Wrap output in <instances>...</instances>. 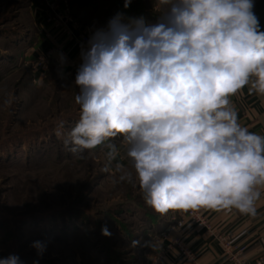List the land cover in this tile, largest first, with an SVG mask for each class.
Segmentation results:
<instances>
[{"label": "clouds", "instance_id": "clouds-1", "mask_svg": "<svg viewBox=\"0 0 264 264\" xmlns=\"http://www.w3.org/2000/svg\"><path fill=\"white\" fill-rule=\"evenodd\" d=\"M155 7L156 22L117 13L82 45L74 80L80 115L64 147L82 159L108 142L110 171L119 154L110 141L121 137L146 204L160 214L203 208L255 216L264 135L242 126L230 101L246 86L264 96L254 0H155ZM116 171L133 182L124 165ZM102 234L111 235L107 227ZM50 242H32L38 258ZM0 264L23 261L12 253Z\"/></svg>", "mask_w": 264, "mask_h": 264}, {"label": "rangeland", "instance_id": "rangeland-1", "mask_svg": "<svg viewBox=\"0 0 264 264\" xmlns=\"http://www.w3.org/2000/svg\"><path fill=\"white\" fill-rule=\"evenodd\" d=\"M67 3L74 19L95 29L117 13L125 17L154 5L153 0H132L127 9L124 0ZM28 5L29 0H0V258L15 253L23 264H143L140 252L150 223L165 214L146 204L130 161L122 165L133 172L132 183L119 180L115 160L104 171L108 142L85 151L82 159L64 147L80 115L77 69L67 74L52 62L43 75L35 71ZM254 5L261 24L264 0ZM103 227L110 236L102 234ZM46 239L51 242L38 258L31 244Z\"/></svg>", "mask_w": 264, "mask_h": 264}, {"label": "crops", "instance_id": "crops-1", "mask_svg": "<svg viewBox=\"0 0 264 264\" xmlns=\"http://www.w3.org/2000/svg\"><path fill=\"white\" fill-rule=\"evenodd\" d=\"M55 1L29 0L28 7L34 21L35 39L29 44L32 58L65 39L64 35L47 21L50 12L48 4ZM153 1L154 16L150 23L156 22L158 15L155 0ZM62 8L60 4V9ZM68 44L71 57L80 61L83 44L74 42ZM230 101L243 126L251 132L264 135V96L254 92L250 94L246 86L230 97ZM117 148L119 154L115 161L118 164H122L124 160L130 161L126 156V146L122 139ZM203 214L208 220V225L192 221L181 210H170L162 216L147 235V246L140 252L142 263L149 264L154 255L165 252L166 258L162 264H236L225 252L220 240L226 232L231 233L235 245L247 247L243 253L247 263H252L264 250V191L257 201L255 216L241 214L235 209L232 211L203 209ZM177 239L181 240L188 253L180 250L175 242Z\"/></svg>", "mask_w": 264, "mask_h": 264}, {"label": "built area", "instance_id": "built-area-1", "mask_svg": "<svg viewBox=\"0 0 264 264\" xmlns=\"http://www.w3.org/2000/svg\"><path fill=\"white\" fill-rule=\"evenodd\" d=\"M61 2V3H60ZM60 4L63 8L60 9ZM50 12L47 17V21L52 23L55 29L64 35L63 40L60 43L50 47L44 53L37 56L34 62V69L43 75L49 65L55 62L62 71L67 74L73 72L78 68L81 60L72 58L69 51V42L85 44L89 36L92 34V30L88 25H82L77 19L73 18V13L70 11L67 0H56L55 2L48 4ZM239 123H241L238 117ZM186 214L192 221L199 224L208 225V220L203 214V208L199 210L181 211ZM221 243L225 252L235 260L236 264H264V250L254 258L252 263H247L243 258V253L247 249L246 246H238L233 243L232 235L230 232H226L220 237ZM176 244L180 247L183 253H188V249L182 244L181 240H175ZM166 258L165 252L158 253L153 256L149 264H162Z\"/></svg>", "mask_w": 264, "mask_h": 264}, {"label": "trees", "instance_id": "trees-1", "mask_svg": "<svg viewBox=\"0 0 264 264\" xmlns=\"http://www.w3.org/2000/svg\"><path fill=\"white\" fill-rule=\"evenodd\" d=\"M136 14V15H135ZM127 16V18H137V17H143L146 21V23H150V21L152 20L153 16H154V13H153V9H142V8H139L138 12L134 11L132 13H128V15H125V17ZM134 16V17H132ZM80 22L84 25H91V23L89 22H86L83 20H80ZM91 27L93 28V31L95 30V27H93L91 25ZM260 28H261V31H264V20L262 21V23L260 24ZM118 145V144H117ZM105 150L108 151V148H107V145L105 146ZM159 220V219H158ZM158 220H154L152 223H150V228L152 229L153 226H154V223H156Z\"/></svg>", "mask_w": 264, "mask_h": 264}]
</instances>
